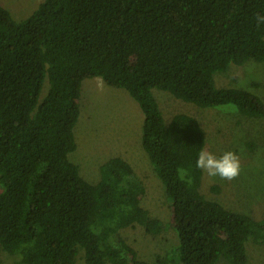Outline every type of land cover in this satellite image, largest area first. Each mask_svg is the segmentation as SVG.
<instances>
[{
  "label": "trees",
  "instance_id": "1",
  "mask_svg": "<svg viewBox=\"0 0 264 264\" xmlns=\"http://www.w3.org/2000/svg\"><path fill=\"white\" fill-rule=\"evenodd\" d=\"M258 14L264 0H41L15 21L0 5V249L18 264H75L80 252L84 264H149L121 235L162 230L131 165L109 159L93 185L69 161L81 84L97 78L142 112L141 146L178 241L167 264H247L246 243L264 242V221L200 193L205 133L185 114L165 123L152 90L263 118L259 97L214 83L230 65L264 62Z\"/></svg>",
  "mask_w": 264,
  "mask_h": 264
},
{
  "label": "rangeland",
  "instance_id": "2",
  "mask_svg": "<svg viewBox=\"0 0 264 264\" xmlns=\"http://www.w3.org/2000/svg\"><path fill=\"white\" fill-rule=\"evenodd\" d=\"M41 0H0L15 21L27 18ZM217 88L250 92L264 103V62L248 61L214 74ZM258 84V87L253 86ZM47 92L43 85L40 101ZM165 123L177 114L195 118L205 133L203 150L217 156L234 152L240 160V173L231 180L210 178L202 170L200 193L228 210L264 221V117L248 118L233 106L202 109L153 89ZM143 115L138 104L122 89L105 85L100 79H86L81 84L80 114L73 135L76 150L69 161L89 184H97L99 168L109 159L119 157L133 168L145 188L141 206L162 225L158 234H147L141 227L121 231L122 237L149 264H160L172 256L178 244L175 233L167 227L169 205L163 185L141 146ZM217 188H216V187ZM215 188L217 189L215 191ZM1 191V189H0ZM247 264H264V242L246 243ZM0 264H18L15 256L0 249ZM75 264H84L80 252ZM224 264V263H222Z\"/></svg>",
  "mask_w": 264,
  "mask_h": 264
},
{
  "label": "clouds",
  "instance_id": "3",
  "mask_svg": "<svg viewBox=\"0 0 264 264\" xmlns=\"http://www.w3.org/2000/svg\"><path fill=\"white\" fill-rule=\"evenodd\" d=\"M257 24L264 23V15L256 16ZM195 167L203 170L210 178L219 177L231 181L240 173L239 157L232 151L217 156L207 150H201L195 161Z\"/></svg>",
  "mask_w": 264,
  "mask_h": 264
}]
</instances>
